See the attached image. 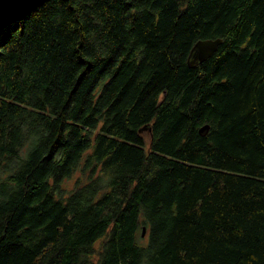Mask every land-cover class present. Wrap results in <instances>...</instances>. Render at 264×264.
Masks as SVG:
<instances>
[{"label": "trees", "instance_id": "obj_1", "mask_svg": "<svg viewBox=\"0 0 264 264\" xmlns=\"http://www.w3.org/2000/svg\"><path fill=\"white\" fill-rule=\"evenodd\" d=\"M0 264H264V0H47L2 28Z\"/></svg>", "mask_w": 264, "mask_h": 264}, {"label": "water", "instance_id": "obj_2", "mask_svg": "<svg viewBox=\"0 0 264 264\" xmlns=\"http://www.w3.org/2000/svg\"><path fill=\"white\" fill-rule=\"evenodd\" d=\"M45 1L47 0H0V30L12 22L25 18L30 11L44 4ZM222 41L223 38L221 36L204 37L195 40L186 57L187 65L193 67L202 63L216 51ZM208 129L209 123H203L199 126L198 132L204 135ZM143 130L150 133V124L145 123L139 127V131ZM144 232L145 227L142 229V235H144Z\"/></svg>", "mask_w": 264, "mask_h": 264}, {"label": "bare ground", "instance_id": "obj_3", "mask_svg": "<svg viewBox=\"0 0 264 264\" xmlns=\"http://www.w3.org/2000/svg\"><path fill=\"white\" fill-rule=\"evenodd\" d=\"M143 229V228H142Z\"/></svg>", "mask_w": 264, "mask_h": 264}]
</instances>
